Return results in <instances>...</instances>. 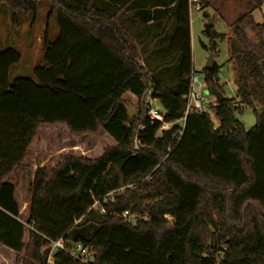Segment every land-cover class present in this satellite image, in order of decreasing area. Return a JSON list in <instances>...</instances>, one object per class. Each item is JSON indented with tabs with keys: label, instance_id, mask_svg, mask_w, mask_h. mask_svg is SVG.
Instances as JSON below:
<instances>
[{
	"label": "trees",
	"instance_id": "1",
	"mask_svg": "<svg viewBox=\"0 0 264 264\" xmlns=\"http://www.w3.org/2000/svg\"><path fill=\"white\" fill-rule=\"evenodd\" d=\"M47 1L59 36L51 43L45 35L36 81L10 82L21 56L0 50V246L25 253L23 264H48L60 239L65 249L52 254L54 264H264V23L253 16L264 0H250L228 37L205 26L203 47L214 57L227 38L236 74L235 97L213 108L218 127L208 114L190 113L163 133L145 118V98L153 91L168 123L185 116L194 73L190 0ZM38 2L0 5L18 25L19 13L36 16ZM221 68L213 63L203 74L206 88L223 94ZM126 94L138 101L132 118ZM244 108L257 115L249 131L237 118ZM43 126L77 138L104 134L113 146L38 169L24 223L8 179ZM79 244L89 249L87 262L71 255Z\"/></svg>",
	"mask_w": 264,
	"mask_h": 264
},
{
	"label": "rangeland",
	"instance_id": "2",
	"mask_svg": "<svg viewBox=\"0 0 264 264\" xmlns=\"http://www.w3.org/2000/svg\"><path fill=\"white\" fill-rule=\"evenodd\" d=\"M201 1V0H199ZM228 3V1H226ZM249 2V3H247ZM215 4L218 6V2ZM222 4L221 16L210 11L211 19H214V29L217 33L229 36L231 24L235 19L249 12L251 9L250 0H241L237 4ZM216 6V8H217ZM219 8V7H218ZM52 6L47 0H39L37 14L34 16L29 12L18 14V25L12 22L11 11L7 5H0V50L14 49L21 60L10 69L9 81L17 79H29L36 81L35 69L43 61V40L47 34L49 42L53 43L59 36L58 20L55 15H50ZM254 19L264 23V5L260 11L253 13ZM191 52L195 76L199 82L196 89L205 97L210 108L209 116L213 124L218 127V119L212 106L216 105L215 98L206 88L203 70L211 55L209 40L204 35L205 26L208 21L203 19V14L191 12ZM210 19V20H211ZM230 54L227 38L220 40L217 45V54L214 56V63L222 67L219 74L220 85L223 95L226 98H233L236 91L234 84L235 71L230 63ZM229 83V84H228ZM124 101L129 108H133V117L137 114L138 101L130 94L124 96ZM156 106H161L156 102ZM132 110V109H131ZM238 120L243 124L246 131H249L257 123V115L250 108L237 115ZM90 137L77 138L72 136L63 127L43 126L38 131V137L31 146L24 163L15 170L8 181L17 188L16 200L20 207V219L26 223L29 218V207L31 203L35 173L41 168H54L66 157L86 156L96 158L106 147L113 146V142L104 134ZM29 240V228H26L24 242ZM25 253L18 255L15 252L0 246V264H23ZM48 264H50L48 262Z\"/></svg>",
	"mask_w": 264,
	"mask_h": 264
},
{
	"label": "built area",
	"instance_id": "3",
	"mask_svg": "<svg viewBox=\"0 0 264 264\" xmlns=\"http://www.w3.org/2000/svg\"><path fill=\"white\" fill-rule=\"evenodd\" d=\"M189 9H190V13L191 12H197V13H202V6L200 4L199 0H190L189 2ZM204 19V18H203ZM199 82V79L197 76H195V73H193L192 78H191V85H190V91L188 94V105H187V109L185 112V116L182 120L178 121V122H174V123H168L165 120V114L162 110V108H158L156 106V102H158L157 99H155L153 97V91H150L146 98H145V105L147 107V111L145 114V118L149 121L151 126H158V130L159 133H163L165 131H169L174 125H176L177 123L179 124H183L186 120V117L188 114L190 113H195V114H208L210 113V108L208 107V103L205 99V97L196 89V84ZM229 84V83H228ZM236 92V91H235ZM234 97H235V93H234ZM159 103V102H158ZM216 105L212 106L213 108ZM140 146V140L138 138H136L135 140V149H139ZM113 194L108 195L103 202L106 203L108 201V199H113ZM98 202L95 204V207L98 206ZM101 213H105V209L102 207L101 208ZM123 217L126 219H133L134 217L131 216L129 214V212H124L123 213ZM65 249V245L63 242V239H60L56 242H54L52 244V254L55 251L58 250H64ZM52 254L50 255L48 262L50 264H54V259ZM71 255L82 261V262H87V257L90 256V252L89 249L83 245H76L72 248L71 250Z\"/></svg>",
	"mask_w": 264,
	"mask_h": 264
},
{
	"label": "crops",
	"instance_id": "4",
	"mask_svg": "<svg viewBox=\"0 0 264 264\" xmlns=\"http://www.w3.org/2000/svg\"><path fill=\"white\" fill-rule=\"evenodd\" d=\"M205 3H206V8L203 10L202 14L204 15V13L208 14L210 16V19H211V14H210V11H212L214 9V11L216 13L219 14V16H221V14L223 13V10L226 11V8H223L222 7V4L225 3L224 5L229 7L228 5L229 4H237L239 1L241 0H203ZM218 2V6L215 4V2ZM228 1V3L226 2ZM249 1V0H247ZM249 3V2H247ZM217 6V8H216ZM219 7V8H218ZM227 12V11H226ZM190 17H191V13H190ZM222 17V16H221ZM223 18V17H222ZM167 15H165L163 17V19H161L160 21L162 22L163 25H165L167 23ZM210 19H207V21L209 22ZM238 19V18H237ZM235 19L231 24H229V28H231V25L237 20ZM191 21V19H190ZM206 21V20H205ZM148 25H151V23H148ZM213 26H214V19H213ZM190 29H191V24H190ZM132 96V95H131ZM134 99H136L134 96H132Z\"/></svg>",
	"mask_w": 264,
	"mask_h": 264
},
{
	"label": "water",
	"instance_id": "5",
	"mask_svg": "<svg viewBox=\"0 0 264 264\" xmlns=\"http://www.w3.org/2000/svg\"><path fill=\"white\" fill-rule=\"evenodd\" d=\"M207 26H209V27H212L213 26V20L212 19L209 20ZM213 63H214V57L211 54L210 57H209V59H208V61H207V64L205 66V69L206 70H210L212 68V66H213ZM209 92L215 98L216 105L221 104L225 100L224 95L219 90H217L216 88H214V87L210 88L209 89ZM127 111H128V116L130 118H132L133 117V111L135 112V110L133 108H129L127 106Z\"/></svg>",
	"mask_w": 264,
	"mask_h": 264
}]
</instances>
